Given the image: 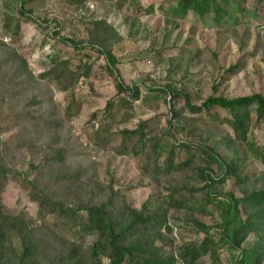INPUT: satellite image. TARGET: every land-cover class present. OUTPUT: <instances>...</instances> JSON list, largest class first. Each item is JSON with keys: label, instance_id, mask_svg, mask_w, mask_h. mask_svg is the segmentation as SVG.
I'll list each match as a JSON object with an SVG mask.
<instances>
[{"label": "trees", "instance_id": "obj_1", "mask_svg": "<svg viewBox=\"0 0 264 264\" xmlns=\"http://www.w3.org/2000/svg\"><path fill=\"white\" fill-rule=\"evenodd\" d=\"M84 1L71 0L78 5ZM226 1L235 12L252 14L255 21L264 14V0H252L247 8L242 5L250 0ZM17 2L15 11L4 9L3 26L14 35L20 33L22 21L33 20L35 9L43 4V0ZM173 10L184 16L193 14L199 19L213 13L218 23L223 18L234 20L219 0H177ZM55 25L53 35L58 36L62 27L58 22ZM85 28L89 36L86 42L61 39L79 50L90 47L99 54L98 58L102 57L100 60H105L119 98L108 100L101 112L92 113L93 118L101 116L100 129L93 142L97 147L101 139L110 136L112 122L118 117L134 116V103L146 101L147 97L141 96L138 88L125 87L119 80L114 69L113 47L122 41V36L116 29L105 19L90 21ZM237 67L234 65L232 69ZM44 68L67 87L84 84V78L74 74L61 58L52 57ZM88 70L89 67L83 71ZM34 89V76L26 60L0 40V96H10L16 103L4 119L0 118V264H104L103 258L110 264H212L210 260L216 259L218 246L231 250L227 264L264 262V190H246L241 196L233 191L221 194L214 190L215 185H246L247 175L243 174L238 159L224 160L213 146L194 141L163 143L149 139L143 121L133 129L120 132L122 141L116 148L118 154L144 152L149 171L155 176L188 168L196 158L217 167L216 173L204 171L202 174L203 190L207 192L205 200L218 213L215 232L211 233L210 227L195 221L185 230L202 235L201 241L184 240L181 246L167 250L164 243L158 242L162 230L171 232L173 229L167 223L163 206H155L152 198H148L143 208L135 209L124 193L114 189L112 181L100 183L97 166L87 164L90 153L64 133L66 120L62 111L47 92ZM152 91V98L165 96L171 111L168 123L172 129L178 125L185 132L187 127L181 123L183 119L188 124L185 117L188 114L203 120L217 116L230 126L236 140L246 142L251 148L254 141H247L251 109H254L258 124L264 120V93L232 98L210 95L195 105L189 89L165 85L152 88ZM72 96L74 101V92ZM8 130L13 133L3 138ZM226 140L228 145L235 142ZM132 141L134 144L128 150ZM34 144H44L46 149L37 165L30 163L33 177L22 179L30 200L38 206L37 217L31 218L24 212H7L2 193L8 180L18 173L16 165L21 150ZM166 200L173 206L181 202L173 195ZM201 208L205 210L206 204ZM250 236L253 237L251 244L241 247Z\"/></svg>", "mask_w": 264, "mask_h": 264}, {"label": "rangeland", "instance_id": "obj_2", "mask_svg": "<svg viewBox=\"0 0 264 264\" xmlns=\"http://www.w3.org/2000/svg\"><path fill=\"white\" fill-rule=\"evenodd\" d=\"M17 1L0 0V40L26 60L34 76V91L47 92L62 111L66 120L64 133L90 153L87 164L97 166L100 183L112 181L114 189L124 193L135 209L143 208L148 198H152L155 206H163L167 223L173 229L171 232L162 230L158 242L164 243L167 250L181 246L184 240L201 241L202 235L185 230L195 221L210 227L211 233L215 232L218 213L205 200L207 192L203 190L202 174L204 171L216 173L217 167L196 158L188 168L155 176L149 171L144 152L118 154L116 148L122 141L123 129H133L143 121L149 139L163 143L194 141L213 146L224 160L238 159L243 174L247 175L246 185H215L214 190L221 194L233 191L241 196L246 190H264V120L259 124L255 121L254 109L250 111L251 127L247 134V141H254L250 148L246 142L236 140L230 126L217 116L203 120L188 114L185 116L188 124L183 119L181 123L187 127L185 132L178 125L169 128L171 111L165 96L152 98V88L165 85L189 89L195 105L210 95L232 98L264 93V14L255 21L252 14L235 12L226 0H219L234 20L223 18L218 23L213 13L199 19L190 13L184 16L174 12L177 0H85L80 5L71 0H43L41 7L35 9L33 20H23L20 33L14 35L3 26L4 9L15 11ZM251 2L242 6L247 8ZM100 19H105L122 36V41L113 47L114 69L120 82L125 87L138 88L141 96L147 98L134 103V116L116 118L109 127L110 136L101 139L95 147L93 142L100 129L101 116L93 118L92 113L101 112L108 100L119 99L115 82L104 65L105 60H100L102 57L98 58L95 50L76 49L61 37L86 42L89 39L86 25ZM56 22L62 27L58 36L53 35ZM55 56L65 60L74 74L84 78V84L67 87L48 72L44 65L50 64ZM234 65L238 66L236 70L232 69ZM87 67L89 70L84 72ZM229 70L231 72L227 73ZM15 107L12 97L0 96L1 119ZM11 133L13 130H8L3 138ZM226 139L235 142L228 145ZM133 144L134 141L128 150ZM45 149L44 144H34L21 150L16 165L18 173L8 180L2 193L7 212H24L31 218L37 217V203L30 200L22 179L33 177L30 163L37 165ZM170 195L181 199L179 206L167 204L166 197ZM205 204L203 210L201 207ZM252 238H247L241 247L251 244ZM230 254L228 247L218 246L216 259L210 263L227 264ZM103 262L110 264L107 258H103Z\"/></svg>", "mask_w": 264, "mask_h": 264}]
</instances>
